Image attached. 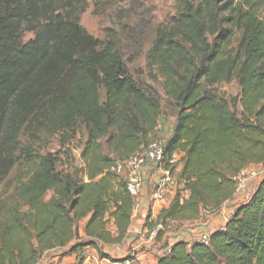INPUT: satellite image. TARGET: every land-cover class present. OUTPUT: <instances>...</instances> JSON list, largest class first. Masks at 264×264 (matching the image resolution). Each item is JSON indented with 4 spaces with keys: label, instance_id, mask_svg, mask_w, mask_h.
<instances>
[{
    "label": "trees",
    "instance_id": "16d2710c",
    "mask_svg": "<svg viewBox=\"0 0 264 264\" xmlns=\"http://www.w3.org/2000/svg\"><path fill=\"white\" fill-rule=\"evenodd\" d=\"M88 7L87 0H0V183L22 153L34 169L0 219V264H37L72 241V253L89 246L109 257L100 243L121 244L128 235L138 200L108 168L155 135L160 102L129 72L114 40L81 25ZM261 12L264 0H177V16L157 30L148 63L179 108L167 152L183 153L187 192L161 209L158 237L171 221L198 220L232 200L234 175L264 161ZM26 33L35 36L25 41ZM233 80L240 93L230 100L203 91V82ZM79 121L88 132L80 178L59 172L54 154L35 159L21 148L25 131L35 143ZM169 247L158 264H264V178L208 242Z\"/></svg>",
    "mask_w": 264,
    "mask_h": 264
},
{
    "label": "rangeland",
    "instance_id": "374dc122",
    "mask_svg": "<svg viewBox=\"0 0 264 264\" xmlns=\"http://www.w3.org/2000/svg\"><path fill=\"white\" fill-rule=\"evenodd\" d=\"M87 1L89 2V7L81 14V25L102 41L114 40L116 47L122 52L123 60L129 72L142 87L154 92L160 102L158 132H161L162 136L166 137L173 130L172 128L174 127L179 108L175 101L167 95L164 78L155 67L149 65L148 54L156 38L158 28L177 16V0ZM261 16L264 17V12H261ZM34 36V33H26L24 39L28 41ZM203 91L214 94L218 98L230 100L231 97L239 95L240 86L236 80L213 85L203 82ZM240 110L241 108L239 107V112ZM29 137L30 133L28 131L22 133L21 148L23 150H30L29 152H32V156L35 159L47 153L54 154L57 160L56 169L59 172L63 174L75 173L79 178L82 176L85 164L81 155L88 138V132L81 121L74 128L64 133L56 132L49 136L42 134L35 143H32ZM153 138L154 136L150 135L145 141H150ZM102 142L104 151H111V156L115 159L116 153L114 148H109L106 139H103ZM33 170V166L28 164L26 155L22 153L9 176L0 183V219L4 218V213L14 202L11 198L15 196L16 188L20 183L28 180ZM156 171L158 170H152V177L150 176L147 186L144 188L147 190L149 197H151L150 186L158 176L155 175ZM182 189L183 185L179 184L177 187L171 188L166 194L175 196L176 192ZM182 193L186 195L187 192L182 190ZM51 195L52 191L48 192L47 198ZM208 212L207 210L203 211L202 214L205 216L202 215L201 217L204 216L206 218ZM184 223L190 226L192 221L175 222L173 223L175 226H171L170 228L175 227V230L177 228L184 229ZM84 227V221L82 220L77 225L78 233ZM192 229L195 230V227ZM168 247L169 242L167 241L160 248L162 250L161 254H164ZM114 249L116 254L126 255L117 260L123 264H127L125 261L128 259L134 258L132 244H116ZM66 254L64 253V255ZM108 256L107 259L111 263L116 261L111 255ZM76 258V261H69V264H83V258Z\"/></svg>",
    "mask_w": 264,
    "mask_h": 264
},
{
    "label": "crops",
    "instance_id": "0c3cea01",
    "mask_svg": "<svg viewBox=\"0 0 264 264\" xmlns=\"http://www.w3.org/2000/svg\"><path fill=\"white\" fill-rule=\"evenodd\" d=\"M171 133L172 130L167 136H170ZM263 178L264 176L255 179L251 183L250 188L252 193L256 190ZM171 195L172 194H166L165 198L161 201H154L149 197L147 190H145L142 197L139 198L131 226L128 230V235L123 241V243L128 245L132 244L133 247L132 253L134 258L125 261L127 264H158V258L163 255L161 254L162 250L160 248L165 245L167 241L169 242V246L181 240L187 242L200 241L198 237H201L200 235L203 233L211 234L215 230L224 227L235 209L242 204V202H238L237 199L233 198L219 209L209 211L206 218L204 217L205 215L202 214L204 216L196 221H192L190 226L184 223V229L177 228V230H175V227L170 228L171 226H175V224H172L158 237L155 220L161 209L170 205L174 198V195ZM86 221L87 220H84V226ZM193 227H195V230L192 229ZM80 235L83 237L85 236L84 229H81ZM85 240L86 238H84L83 241ZM75 242L76 241H72L66 247H57L45 251L39 259L42 260L40 262L38 261L37 264H64L66 262L69 263V261H76V257L83 258V264H123L117 260L126 256L116 254L114 249L116 244L106 243H100V248L103 252L116 259L113 263H111L107 257L100 256L96 249L89 246L84 248L80 254L72 253L69 250ZM64 253L67 254L64 255Z\"/></svg>",
    "mask_w": 264,
    "mask_h": 264
},
{
    "label": "built area",
    "instance_id": "2783aa9c",
    "mask_svg": "<svg viewBox=\"0 0 264 264\" xmlns=\"http://www.w3.org/2000/svg\"><path fill=\"white\" fill-rule=\"evenodd\" d=\"M155 131L154 138L147 144L142 145L135 152L124 158L113 160L108 170L117 174L126 184L128 191L139 200L147 186L148 179L153 169H157L155 175H158L150 186V198L154 201H161L171 188L183 184L179 179V172L182 168V152H167V139ZM180 168V169H179ZM155 173V172H154ZM264 176V161L259 164H253L237 172L233 179L235 181L234 198L238 202H247L251 195V183ZM152 177V176H151ZM138 203V202H137ZM137 206V205H136ZM175 223L171 221V224ZM162 224L156 227V231L162 229ZM209 233H203L200 237L201 242H208ZM171 247L165 250L169 253ZM69 264V263H64Z\"/></svg>",
    "mask_w": 264,
    "mask_h": 264
}]
</instances>
